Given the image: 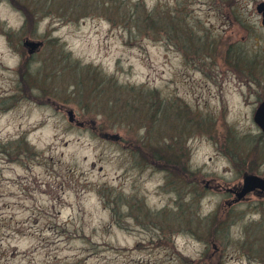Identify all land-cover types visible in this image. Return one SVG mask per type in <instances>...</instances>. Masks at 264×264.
Instances as JSON below:
<instances>
[{
    "label": "rangeland",
    "instance_id": "rangeland-1",
    "mask_svg": "<svg viewBox=\"0 0 264 264\" xmlns=\"http://www.w3.org/2000/svg\"><path fill=\"white\" fill-rule=\"evenodd\" d=\"M263 2L0 0V264H264Z\"/></svg>",
    "mask_w": 264,
    "mask_h": 264
},
{
    "label": "water",
    "instance_id": "water-1",
    "mask_svg": "<svg viewBox=\"0 0 264 264\" xmlns=\"http://www.w3.org/2000/svg\"><path fill=\"white\" fill-rule=\"evenodd\" d=\"M257 10L258 12H261V24L264 27V2L257 6ZM24 45L30 47L29 52H32V50L37 46V44H31L26 41H24ZM66 113L68 121L72 122L74 118L73 112L71 110H68ZM252 119L254 123L260 128V130L264 133V101H261L257 105L253 113ZM232 189L238 197H241L246 193L256 189L264 192V177L254 174H244L242 181L238 183V186H235L228 190L232 191Z\"/></svg>",
    "mask_w": 264,
    "mask_h": 264
},
{
    "label": "flooded vegetation",
    "instance_id": "flooded-vegetation-1",
    "mask_svg": "<svg viewBox=\"0 0 264 264\" xmlns=\"http://www.w3.org/2000/svg\"><path fill=\"white\" fill-rule=\"evenodd\" d=\"M223 189H225V190H227V191H229L228 189H231V187H223ZM258 192V193H261L262 195H264V192H262V191H259V190H253V191H250V192H248V194H250V193H252V192ZM229 192H234V190L232 189V191H229ZM235 193V192H234ZM243 198L244 197H246V194L244 195V196H242Z\"/></svg>",
    "mask_w": 264,
    "mask_h": 264
},
{
    "label": "bare ground",
    "instance_id": "bare-ground-1",
    "mask_svg": "<svg viewBox=\"0 0 264 264\" xmlns=\"http://www.w3.org/2000/svg\"><path fill=\"white\" fill-rule=\"evenodd\" d=\"M15 8H17V6H15Z\"/></svg>",
    "mask_w": 264,
    "mask_h": 264
}]
</instances>
